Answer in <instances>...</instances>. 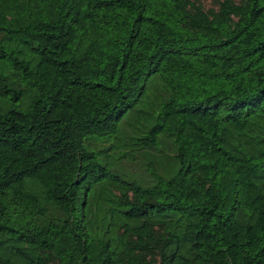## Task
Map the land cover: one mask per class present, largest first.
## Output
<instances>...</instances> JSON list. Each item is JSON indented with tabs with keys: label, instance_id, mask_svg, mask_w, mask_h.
<instances>
[{
	"label": "trees",
	"instance_id": "16d2710c",
	"mask_svg": "<svg viewBox=\"0 0 264 264\" xmlns=\"http://www.w3.org/2000/svg\"><path fill=\"white\" fill-rule=\"evenodd\" d=\"M0 0V264H264V0Z\"/></svg>",
	"mask_w": 264,
	"mask_h": 264
},
{
	"label": "rangeland",
	"instance_id": "374dc122",
	"mask_svg": "<svg viewBox=\"0 0 264 264\" xmlns=\"http://www.w3.org/2000/svg\"><path fill=\"white\" fill-rule=\"evenodd\" d=\"M203 1V3H204V5L206 6V7H209L210 6V0H202Z\"/></svg>",
	"mask_w": 264,
	"mask_h": 264
}]
</instances>
